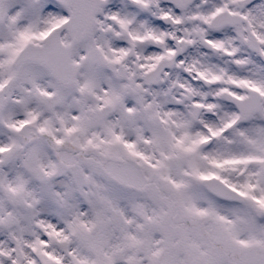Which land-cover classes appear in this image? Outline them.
Wrapping results in <instances>:
<instances>
[{
  "label": "snow or ice",
  "instance_id": "snow-or-ice-1",
  "mask_svg": "<svg viewBox=\"0 0 264 264\" xmlns=\"http://www.w3.org/2000/svg\"><path fill=\"white\" fill-rule=\"evenodd\" d=\"M0 264H264V0H0Z\"/></svg>",
  "mask_w": 264,
  "mask_h": 264
}]
</instances>
